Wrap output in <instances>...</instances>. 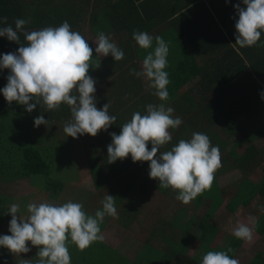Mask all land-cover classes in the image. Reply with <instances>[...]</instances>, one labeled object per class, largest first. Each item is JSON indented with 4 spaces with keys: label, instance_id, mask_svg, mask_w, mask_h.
I'll list each match as a JSON object with an SVG mask.
<instances>
[{
    "label": "clouds",
    "instance_id": "1",
    "mask_svg": "<svg viewBox=\"0 0 264 264\" xmlns=\"http://www.w3.org/2000/svg\"><path fill=\"white\" fill-rule=\"evenodd\" d=\"M242 3L246 7H241L240 3L235 5L239 18L235 23L237 35L233 46L252 47L264 33V0H242ZM30 23V18H17L13 27L8 24L7 17H0V25H4L0 26V37L6 36L20 45L16 52L0 58V69L10 70L6 86L0 89L6 101L26 106L29 113L37 104L48 111L67 105L72 118L63 130L73 138L84 134L95 137L100 131H106L117 118L109 114L108 103L102 109L96 106V81L89 75L93 58L89 42L78 31H73L67 21L57 27L29 31L25 26ZM20 33L26 43H21ZM133 39L145 50L153 48L155 39V47L147 52L142 69H132L130 74L145 78L154 89L152 94L160 101H167L168 43L161 36L153 37L139 30L133 32ZM95 44L98 56L111 55L115 61L124 58L123 50L103 31L99 32ZM261 97L264 99V93ZM33 100L35 103H30ZM173 113L174 109L165 103L146 105L143 115L134 112L130 121L121 126L119 134L111 133L108 159L109 163H114L130 155L133 162H150L149 176L159 180V188L177 191L176 199L188 204L211 189L215 172L222 166L221 153L219 147L213 146L210 138L200 132H194L190 140L181 139L170 150L161 152V147L172 140L170 129L182 124V119ZM34 124L36 127L47 125L48 120L40 115ZM101 204V209L89 215L81 203L71 200L62 204L30 202L26 205L28 215L23 217L18 215L20 205L12 203L8 208L12 217L11 235L0 236V247L17 255L30 252L28 242H31L39 248L35 264H71L69 243L83 251L92 243L102 241L100 226L105 217H117L114 196L106 195ZM233 234L240 240L250 242L253 239L252 229L243 222L237 223ZM233 251L231 247L227 251H208L201 264H239L228 255ZM30 262L22 259L20 264Z\"/></svg>",
    "mask_w": 264,
    "mask_h": 264
},
{
    "label": "trees",
    "instance_id": "2",
    "mask_svg": "<svg viewBox=\"0 0 264 264\" xmlns=\"http://www.w3.org/2000/svg\"><path fill=\"white\" fill-rule=\"evenodd\" d=\"M82 1L85 3V1L93 0H0V17H7L8 24L13 27H15V19L27 20L30 18L31 23L25 26L29 31L49 26L57 27L64 21H67L74 29L79 26L78 20L83 9L78 5ZM138 3L139 8L137 7ZM237 3H240L241 7H246L242 0H142V2L140 0H120L117 3L116 14L112 17V23L117 29L128 34L127 41L134 40L133 32L136 30L148 32V28L153 25L156 19H159L161 23L168 22V29L173 30L174 33H179V30L187 31L188 35H185L184 41L194 40L196 44L200 43V47L192 51L187 47L185 50L183 48L180 57L168 63L165 71H167L170 80L167 88L168 100L172 99L171 105L177 110H181V98L178 99L177 94L185 84L198 77L196 89L198 96L202 99L200 109L206 118L189 120L192 125L212 128L222 124V126L220 125L221 130L233 135L240 129L236 121L237 118L252 113L258 123L262 125L257 133V136H260L264 133V99L261 97V93H264V33H262L260 41L252 47L233 46L236 42L237 31L231 29L239 18L235 8ZM186 15L192 22L190 27L194 26L189 30L182 26ZM110 16L112 15L110 14ZM193 30L196 31V34L189 35V32ZM228 30H230L229 35H227ZM20 40L22 44L26 43L22 33H20ZM19 47V44L9 41L6 36L0 37V58L4 54L16 52ZM203 53L216 55L204 58L202 57ZM124 55L130 58L140 57V49H136L135 53H125ZM132 69H137L134 62L130 67V70ZM9 74V69H0V89L6 86ZM187 97H190L187 103L188 108L184 109L191 110L201 102L192 96L188 95ZM30 103H35V100ZM45 108V106L37 104L36 108L29 113L26 106L15 101L9 104L0 92V180L1 182H13L19 179H30L33 194L28 196L26 203L23 201L20 203L21 211L18 215L23 217L28 215L26 205L35 194L39 196L37 203L62 204L60 200H62L68 180L71 178L54 176L55 145L51 143L50 146L48 144L42 146L40 144L42 136L35 134L34 120L40 116V112L45 111ZM45 117V120L52 123L72 118L69 107L63 104L59 110H53L51 113L45 114ZM176 130L171 129L172 133ZM222 156V166L215 172V178L225 174L231 169L230 167L240 168L246 173L250 172L254 169L253 166L259 167L260 163L258 162L261 161L259 156L262 155L256 146H252L244 155H240L236 150H230L227 155ZM232 161L234 164L231 163ZM148 163L150 162H130V157H127L124 162L109 163V159L104 160V167H101L96 161H89L86 167L89 168L93 176L96 188L101 189L105 185L103 180L105 177L127 192L129 187L133 189L131 187L132 180L130 181L129 177L135 172L142 171ZM157 188L163 193L174 192L171 188H159V181ZM215 192L219 193L217 195L220 203L228 201L227 208L233 212L242 206L255 212L258 208L251 209L254 199L264 197V172L255 182L252 179H247L240 185L220 187L218 190L213 184L210 190L204 191L203 194L191 201L196 207L204 204L206 199L209 201L207 202L209 211L199 221V227L201 232L209 238L206 239L210 243H212V239L216 240L217 234H220L219 238L224 235V232L209 220L217 206V203L210 199ZM174 193L178 195L177 191ZM139 199L141 202H145L144 199ZM12 200L13 197H0L1 232L6 217L10 215L6 213H8ZM6 227V233L11 235L10 220ZM256 227L261 233L264 232V208L257 220ZM243 243L244 240L232 236L229 243L223 245L225 247L212 245L211 251H227L231 247L234 251L228 255L236 259ZM0 264H7L5 256H0ZM249 264H264V253L259 251Z\"/></svg>",
    "mask_w": 264,
    "mask_h": 264
},
{
    "label": "crops",
    "instance_id": "3",
    "mask_svg": "<svg viewBox=\"0 0 264 264\" xmlns=\"http://www.w3.org/2000/svg\"><path fill=\"white\" fill-rule=\"evenodd\" d=\"M93 1H85L87 5L85 7L81 5L82 3L78 5L83 11L78 20L79 26L76 28H74V26L72 30L78 31L81 27L84 28L82 26L84 23H87L89 27L96 26L98 33L105 31V33L109 32L112 35H117L119 39L118 42L117 40H111V42L115 43L123 50L124 54L135 53L136 49H140V57L135 56L134 58H130L124 55L122 60L115 61L111 55L103 57L98 56L95 49H93L92 66L90 67L89 75L96 77L95 74H98L100 76L99 80L108 82L109 84L107 85L113 88H109V91L111 89L112 92L109 93V98L111 100L110 103H108L109 114L116 116L117 119L106 131L102 130L95 137L90 135L88 138L87 142L89 145L85 146V156H83V162H86V166L89 161H96L101 167H104V160L108 159L107 148L108 145L112 143L111 133L115 132L119 134L121 126L125 122L130 121L134 112L139 111L142 115L146 114V105L148 104L165 103L167 107H172L174 109V116H178L182 119V124L174 133H172L170 129L172 140L167 145L161 147V152L170 150L181 139L190 140L194 132L206 134L210 138L212 145L219 147L221 157L225 155V151L228 153L230 150H235V148L226 150L228 141L219 136V131L216 127L202 128L192 125V122L189 121L197 118H206L204 112L200 109L202 99L198 96L199 94L196 89L198 77L193 78L185 84V86L181 88L180 93L177 94V98H181V110H177L171 105L172 99L168 100V103L160 101L152 94L154 89L149 87V81L148 83L144 82V80H146L145 78H137L135 75L130 74V67L133 66V62L137 66L136 71L142 69V61L147 55V52L154 50L155 39L153 40V48L148 50L140 48L135 40L127 41L126 38H128V34L117 29L112 23V17L116 14L117 3L120 0H99L95 2V4ZM90 3H92V5H90ZM89 7L94 11L90 17L87 15V8ZM110 14L112 16H110ZM190 23L192 22H190V18L186 15V19L182 23V26L187 30H189V28H194V26L190 27ZM168 27V22L161 23L159 19H156L153 25L148 28L149 30L147 32L153 37L161 36L168 43V63L180 57V52H183V48L185 50L187 47L192 51L200 47V43L198 42V44H196L194 40H190L189 42L184 41V39H186L185 35H188V33H186L187 31L182 32L179 30L180 34L175 32L176 37L173 30L168 29ZM229 31L230 30L227 31V35H229ZM194 34H196L195 30L189 32V35ZM215 55L214 53H203L202 57H214ZM188 95L192 96L198 102L201 101L199 105H196V107H193L191 110L184 109L186 107L188 108L187 103L190 98L187 97ZM228 138H230V136ZM151 147V144H149V150H151ZM129 157L130 162H133L131 156ZM116 162H124V159L117 160ZM146 166L150 167V163L146 164L142 171L135 172V174L131 176L129 175L130 181L132 180L131 187H133V189L129 187L127 192H124L121 186L114 184L112 180H108L105 177L103 179L105 185L101 189L96 188L93 176L88 167V173L75 178L76 180L73 182L79 183L76 186L80 187L85 186L84 184L88 185L92 183L95 189V193L91 196L89 204L83 206L87 214L94 215L96 210L101 209V201L109 194L115 197L117 217H105L104 222L100 226L104 236L102 241L92 243L90 247L83 251L69 243L68 247L71 255V264H201L203 255L211 251L214 245H220V240L226 236L225 230L219 228L217 224L212 222L219 230L224 232L222 238H219L220 234H217L219 237L217 236L216 240L212 239V243L207 240L209 238L200 230V220L196 221L195 212L200 209L201 205L196 207L192 202L188 203L191 211L187 212L184 206L185 208H183L182 214L185 215L183 217L181 214L177 216L175 214L172 216V214L166 218L161 215L156 216L155 212L159 208L157 207L159 200H164L166 198L175 199L177 193L173 195V193L169 192H160L157 188V182L159 180L157 179L155 181V179L147 175L148 171L145 169ZM230 168L231 169L228 171L238 169L237 167ZM150 180H154V183L156 182L155 186L153 184L150 185ZM149 187H151V189ZM0 197L12 198V196H7L5 194H1ZM139 198L144 199L145 202H141ZM182 204L184 203L182 202ZM6 214L9 215L10 213ZM189 214L191 215L189 216ZM10 217L11 214L6 217L2 232L0 231V236L9 235L6 233V225L8 220H11ZM28 247L31 249L30 252L17 255L5 247H0V256L6 257L7 264H20L22 259L31 260L30 264H35L39 248L32 246L31 242H28Z\"/></svg>",
    "mask_w": 264,
    "mask_h": 264
},
{
    "label": "rangeland",
    "instance_id": "4",
    "mask_svg": "<svg viewBox=\"0 0 264 264\" xmlns=\"http://www.w3.org/2000/svg\"><path fill=\"white\" fill-rule=\"evenodd\" d=\"M99 1V0H97ZM93 3L95 4V2ZM83 7L87 6L83 1L82 4ZM92 5V3H90ZM88 5V6H90ZM94 13L93 9L91 7L87 8V15L90 17ZM84 28L81 27L78 32L89 42V45L95 49L97 45L95 44V40L98 36V30L97 27H89V25L86 23L82 24ZM232 31L236 30L235 26L231 29ZM105 33V31H103ZM110 37L112 41L118 42L117 35L110 34L109 32L105 33ZM103 57V56H101ZM96 77L91 76L95 81V87H96V93H95V100H96V106L98 108H103V106L107 103H110V95L111 89H113L108 82H102L99 80V75L95 74ZM144 82H147V80H144ZM111 87L110 91L109 88ZM148 87V86H147ZM192 87V86H190ZM194 88V87H193ZM126 91V90H125ZM115 93V92H113ZM109 95V96H108ZM52 111H48L45 108V111L40 112V115H43L44 118L45 114L51 113ZM71 120L65 119L61 122H49L47 125H40L39 127H34L35 134L42 136V141L40 144L43 146L47 145L50 146L51 143L55 145V177H62V176H68L71 177L68 180V186L65 190V193L63 194L61 203H65L68 201L78 202L81 203L83 206L89 204L91 200V196L95 193V189L93 187V184H84L85 186H76L79 183H74L76 177H79L80 175L88 173L86 162H83V159L85 156V146L89 145L88 138L90 135L84 134L78 136V138H73L71 136H67L64 132V125L66 122ZM237 124L240 126L239 131L235 135H230L228 132H224L220 129V125L218 124L216 129L219 131V136L225 140L228 141V147L226 150H230L231 148H235L237 153L240 155H244L252 146H256L259 153L263 156L260 157V165L253 166L254 169L248 171L247 173L243 171L242 169L238 168L236 170H231L226 172L223 175H220L215 178L213 184L218 190L220 187H226V186H236L242 184V182L246 181L247 179H252L257 181L261 175H263L264 170V133H262L260 136H257V133L262 128V125L258 123V120L252 113H247L244 115H241L237 118ZM17 123V122H16ZM222 128V127H221ZM47 135V136H46ZM45 136V141H44ZM230 136V138H228ZM71 138L70 140H68ZM228 138V139H227ZM225 155H227V151L224 152ZM234 164V162H231ZM147 172V175L149 176L150 167H145ZM150 177V176H149ZM73 178V179H72ZM152 180V179H151ZM150 180V181H151ZM157 179H155L156 181ZM156 184L154 183V180L151 181L150 185ZM151 189V187H149ZM148 189V188H147ZM156 192V190H155ZM175 192V191H174ZM173 192V195L175 194ZM5 194L7 196H12L13 200L12 203H26V199L28 196L33 194V188L30 183V179H19L15 180L10 183H2L0 180V195ZM219 193L215 192L212 194V197L210 199H213L215 203H217L216 209L214 214L209 218L210 221L217 224L219 228L225 230V235L220 240V245H226L229 243L232 236H234L233 231L235 227L237 226L238 222H243L245 224H248V226L253 231V239L249 241H244L243 246L238 253L236 259L239 261V264H249L252 260V258L259 252L262 251L264 253V232H260L258 228L256 227L257 220L263 211L264 208V197H256L251 205V209H254L255 207L258 208L255 212L249 211L245 206L239 207L236 212H233L232 210L227 208L228 201H223V203H220V200L218 198ZM37 200H39V196L35 194L28 203L35 202L37 203ZM154 202V200L152 199ZM209 201H205L203 205H201L200 209H198L195 212V219L196 221L201 220L204 218V215L207 214L206 212L209 211ZM153 204V203H152ZM258 205V206H257ZM25 206V205H24ZM187 209V212L191 211L189 204H182L181 201L175 199H160L158 202L159 207L155 214L156 216H163L164 218L174 214L177 216L178 214H181L183 217L185 214L183 213V208ZM260 207V208H259ZM189 209V210H188ZM191 214H189L190 216ZM254 218V219H252ZM225 247V246H223Z\"/></svg>",
    "mask_w": 264,
    "mask_h": 264
}]
</instances>
